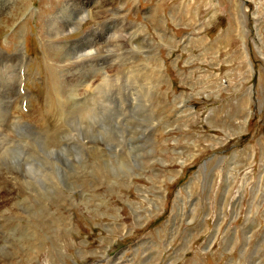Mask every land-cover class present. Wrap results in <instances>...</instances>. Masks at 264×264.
I'll use <instances>...</instances> for the list:
<instances>
[{
  "label": "rangeland",
  "instance_id": "1",
  "mask_svg": "<svg viewBox=\"0 0 264 264\" xmlns=\"http://www.w3.org/2000/svg\"><path fill=\"white\" fill-rule=\"evenodd\" d=\"M11 1L0 264H264V0Z\"/></svg>",
  "mask_w": 264,
  "mask_h": 264
},
{
  "label": "bare ground",
  "instance_id": "2",
  "mask_svg": "<svg viewBox=\"0 0 264 264\" xmlns=\"http://www.w3.org/2000/svg\"><path fill=\"white\" fill-rule=\"evenodd\" d=\"M11 0H0V11L5 9V6L8 3H11ZM2 14V15H1ZM5 13L0 12V19L2 18L1 16H4ZM64 32V31H63ZM60 34V33H58ZM92 54H96V50H91L90 52H88L86 55L91 56ZM73 55V54H72ZM84 54H82L80 57H82ZM74 58V57H73ZM76 73V72H75ZM23 75V74H22ZM75 78V77H74ZM78 78V77H77ZM103 80H106V77L103 76ZM73 83L77 84L79 86H82L84 84V82L86 81V78L84 79L83 76H81L80 78L72 80ZM87 82V81H86ZM85 82V83H86ZM85 85V84H84ZM87 85V84H86ZM83 87V86H82ZM104 87V83H100L96 89L94 90V92L92 93L91 96L89 97H83L81 94H77L76 92H79L78 90L75 91V94L78 95L80 97L79 101L77 103V106L75 107V111L73 112L75 116L73 117H77V120L80 121V119L85 118L88 116V114H91L93 107L95 106V104L97 102H99V96L102 92V89ZM83 92V90H82ZM78 97V98H79ZM135 97V96H134ZM101 106V105H100ZM95 113V112H94ZM95 115V114H94ZM96 116V115H95ZM89 117V116H88ZM90 118V117H89ZM92 118V117H91ZM97 118V117H96ZM95 118V119H96ZM109 119V118H108ZM90 120V119H89ZM93 120V119H91ZM17 121L20 122V120L18 119ZM15 124V123H14ZM19 125V123H16ZM73 125V124H72ZM13 127V126H12ZM15 130V129H14ZM11 132V131H10ZM5 141V140H4ZM2 145V144H1ZM18 146V145H15ZM14 146V147H15ZM19 148V147H18ZM47 150V147H43L42 150ZM92 149V148H91ZM3 152L0 153V203L2 202V200L4 198H6V200H8L9 198L15 196V191L12 187L14 182L20 181L22 177H19V175L21 176V173L23 172H27L28 175L30 176H35V173H31L27 168L26 171L23 170L22 167H24L23 165L17 164V160H16V154L14 153V151L12 150V148L10 147H6V149L2 150ZM54 151V150H53ZM56 151V150H55ZM20 163V162H19ZM108 168L111 170V172H114V163L113 161H109V164L107 165ZM117 168V167H116ZM39 171V170H38ZM41 171V170H40ZM39 171V172H40ZM21 172V173H20ZM38 175V173H37ZM23 176V175H22ZM27 177V176H26ZM42 177V176H41ZM53 178V177H52ZM51 178V179H52ZM34 180L36 179L33 178ZM41 179V178H40ZM39 181V178L37 177V179ZM29 183V182H28ZM37 187V186H36ZM17 188V187H16ZM22 188V187H21ZM26 188L28 191L32 192L33 191V187L31 185H26ZM16 190V189H15ZM22 190V189H21ZM17 191V190H16Z\"/></svg>",
  "mask_w": 264,
  "mask_h": 264
}]
</instances>
